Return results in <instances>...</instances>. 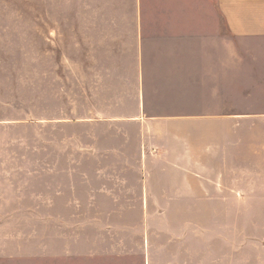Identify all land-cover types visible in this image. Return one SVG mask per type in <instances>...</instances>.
I'll return each mask as SVG.
<instances>
[{
    "label": "crops",
    "instance_id": "crops-1",
    "mask_svg": "<svg viewBox=\"0 0 264 264\" xmlns=\"http://www.w3.org/2000/svg\"><path fill=\"white\" fill-rule=\"evenodd\" d=\"M41 2L46 43L78 57L60 61L70 71L47 77L48 102L39 114L34 97L36 157L12 158L10 131H1L0 264L94 259L96 232L88 230L91 249L82 251L78 215H71V235L64 228L63 211L76 213L83 205L142 208L144 264H195V244L220 241L217 204L253 191L236 175L227 181L223 171L226 162L228 171L237 168L230 166L235 116L263 115L233 111L232 91L233 79L243 84L246 67L236 58L261 51L236 42L264 39V0ZM59 124L80 126L83 147L101 164L87 194L108 200L64 203ZM76 185L68 186L71 197ZM189 205L197 206L194 217L193 208L148 209ZM30 214L40 215L39 252L16 234L22 220L14 216ZM66 236L73 251L67 252Z\"/></svg>",
    "mask_w": 264,
    "mask_h": 264
},
{
    "label": "rangeland",
    "instance_id": "rangeland-1",
    "mask_svg": "<svg viewBox=\"0 0 264 264\" xmlns=\"http://www.w3.org/2000/svg\"><path fill=\"white\" fill-rule=\"evenodd\" d=\"M41 0H0V145L1 131H10L12 158H34L35 149L33 107L36 97L37 113L43 112L47 100V77L61 75L71 68L62 67L60 61L73 60L78 52L52 51L55 48L44 35ZM239 48L259 49L256 55L237 57L236 62L246 65L241 78L242 85L233 79V111L245 110L261 112L263 115L235 116L236 171L229 175L243 184L251 183L253 189L248 198L224 200L218 207L219 243L195 244L193 256L195 264H264V39L240 44ZM231 47V46H230ZM232 49V47H231ZM231 60H233L231 58ZM60 62V63H59ZM68 65V64H65ZM51 80V84H53ZM239 93L247 95L240 96ZM242 102L243 104H241ZM78 127V128H77ZM65 127L59 124L58 140L62 196L64 203H90L106 201L108 196L87 194V188L95 183V170L101 164L91 159L89 150L83 147L80 126ZM74 128V129H73ZM9 133V132H8ZM6 136V134H4ZM20 142V143H19ZM70 160V163L68 161ZM75 161L72 163L71 161ZM75 170V171H72ZM86 172L90 179L86 178ZM234 176V177H233ZM233 182V179L232 181ZM70 183L77 184V194L72 187V197L68 194ZM128 194V193H126ZM228 197H233L229 195ZM72 200V201H71ZM187 208L195 216L196 205L148 208L151 214L168 213L173 209ZM77 210L76 213L63 211L64 228L67 234L73 232L71 215H78L81 230V250H90L91 243L99 254L94 258L68 259V264H144L142 248L143 209L125 207L123 209H98L95 207ZM200 208V207H199ZM146 209V208H145ZM145 211V210H144ZM201 211L203 212L202 208ZM207 213H210V209ZM198 222L205 225L206 216ZM18 224V238L26 239L35 252L40 251L39 214L14 216ZM21 222V223H19ZM193 222H197L194 220ZM156 222L155 225H161ZM195 225V224H194ZM195 227V226H194ZM106 228H111L106 231ZM88 230L95 231L94 242L89 241ZM107 233V234H106ZM67 252L73 251V238L65 240ZM160 261V260H159ZM37 264V263H36Z\"/></svg>",
    "mask_w": 264,
    "mask_h": 264
}]
</instances>
